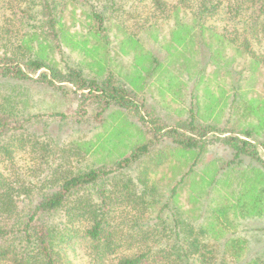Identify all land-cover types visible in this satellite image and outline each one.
Segmentation results:
<instances>
[{"label":"rangeland","instance_id":"1","mask_svg":"<svg viewBox=\"0 0 264 264\" xmlns=\"http://www.w3.org/2000/svg\"><path fill=\"white\" fill-rule=\"evenodd\" d=\"M81 6L87 14L97 8L108 11L107 30L100 31L82 11L68 14L61 23L64 49L56 59L87 77L112 78L134 97L138 113L117 107L103 111L79 93L70 94L69 84L63 90H52L20 83L15 88L20 106L27 116L44 117L32 130L47 134L40 140L48 143L45 150L31 153L27 149L17 155L20 172L43 178L52 172L47 168L53 170L60 163L73 170L110 167L138 145L148 144L150 151L138 166L118 172L114 178H151L158 187L156 200L170 198L171 188L183 180L170 207H180L186 218L202 211L213 216L212 209L220 199L212 202L216 191L203 193V202L196 207L192 198L199 195L194 191L197 184L213 180L225 207L235 206L237 212L247 213L231 230L248 231L249 239L254 240V232L264 227V15L257 22L258 32L253 33L251 28L250 32L234 31L225 15L212 21L195 16L191 22L183 17L184 12L155 13L151 0H91ZM253 14L248 11V20ZM243 38L251 43L253 52L239 45ZM192 108L196 129L190 123ZM55 114L65 118L57 116L52 121L48 116ZM141 116L147 123L140 121ZM205 127L212 128L201 137ZM168 129L199 138L202 153L178 147L172 135L162 133ZM230 137L253 142L259 159L236 157L227 142ZM250 218L259 223L246 225ZM202 219L201 223L216 222L213 217ZM75 252V262L85 264L84 250L77 247Z\"/></svg>","mask_w":264,"mask_h":264},{"label":"trees","instance_id":"2","mask_svg":"<svg viewBox=\"0 0 264 264\" xmlns=\"http://www.w3.org/2000/svg\"><path fill=\"white\" fill-rule=\"evenodd\" d=\"M90 1L0 0V264H81L72 257L77 247L84 250L85 264H264V227L254 232V240L249 239L248 231L241 234L231 230L247 213L237 212L235 206L225 207L213 180L197 184L194 191L199 195H192L196 207L202 204L203 193L216 191L212 202L220 199L212 209L213 216L202 211L186 218L180 207H170L180 194L183 180L171 188L170 198L156 200L158 187L151 178H114L118 172L134 170L149 153L148 144L138 145L110 167L73 170L60 163L53 170L47 168L52 172L43 178H29L20 172L17 155L27 149L31 153L45 150L48 143L40 140L47 134L32 130L44 117L25 114L15 95L18 84L52 90H63L69 84L70 94L79 93L84 101L103 111L117 107L138 113L134 97L112 78L87 77L82 70L56 59L64 49L61 23L70 14L82 11L106 32L108 11L97 8L87 14L81 5ZM151 1L155 13L184 12L183 17L191 22L195 16L212 21L225 15L237 32H250V28L258 32L257 22L264 15V0ZM109 4L113 6L115 1ZM248 11L254 12L250 21ZM242 41L239 45L253 52L251 43L244 38ZM190 111V123L196 129L195 109ZM57 116L63 114L48 117L56 121ZM140 121L147 123L143 116ZM211 128L205 127L200 136H206ZM162 133L172 135L178 147L202 153L204 145L199 138L173 129ZM227 142L236 157L259 159L253 142L236 137ZM201 217H213L216 222L201 223ZM251 221L259 223L250 218L246 225Z\"/></svg>","mask_w":264,"mask_h":264}]
</instances>
